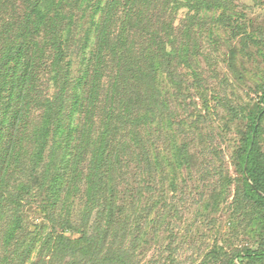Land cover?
I'll use <instances>...</instances> for the list:
<instances>
[{
    "label": "trees",
    "instance_id": "16d2710c",
    "mask_svg": "<svg viewBox=\"0 0 264 264\" xmlns=\"http://www.w3.org/2000/svg\"><path fill=\"white\" fill-rule=\"evenodd\" d=\"M65 3L37 0L9 25L14 30L0 46V264H140L137 250H146L150 233L140 219L154 232L161 225L168 230L177 210L161 208L164 213L152 220L156 203L146 213L136 202L121 200L116 181L124 156L117 148L130 144L115 145L113 128L149 124L155 117L152 100L167 73L164 61L173 67L179 56L189 64L200 51V35L217 30L207 27L221 22L248 32L229 13L231 0H74L68 13ZM184 8L186 22L175 29ZM76 9L89 19L83 37L75 33L83 27L72 13ZM75 59L81 64L77 77ZM42 75L48 83L41 85ZM50 85L58 89L55 94L48 92ZM104 114L107 125L97 129ZM263 117L262 106L248 116L250 127L236 152L237 215L258 214L257 223L241 230L255 242L221 258L224 264H264ZM146 157L150 175L166 164L175 174L194 162L186 145L175 146L164 161ZM171 187L177 189L174 181ZM32 205L40 211L34 219L24 211ZM166 249L172 252L173 246ZM211 256L219 259V251Z\"/></svg>",
    "mask_w": 264,
    "mask_h": 264
},
{
    "label": "rangeland",
    "instance_id": "374dc122",
    "mask_svg": "<svg viewBox=\"0 0 264 264\" xmlns=\"http://www.w3.org/2000/svg\"><path fill=\"white\" fill-rule=\"evenodd\" d=\"M35 2L37 0L4 1L0 14V46L14 30L9 25L18 23L16 18L29 12ZM65 5L63 9L68 13L74 9V0H67ZM76 10L72 13L81 19L83 27L76 26L75 33L83 37L89 19L83 11ZM188 11L184 8L179 12L173 24L175 29L186 22ZM229 13L237 14L235 19L249 36L233 30L228 23L207 27L217 30L213 35L209 31L200 35V51L191 57L194 60L190 59L189 64L179 56L173 67L164 61L163 68L167 73L158 83L159 92L155 96L159 99L152 100L155 117L149 124H142L139 129L137 125L122 124L113 128L110 140H114L115 145L130 144L128 149L123 145L117 148L124 156L121 160L123 168L117 172V176L121 173L122 177L116 181L121 200L129 201V204L136 202L137 209H146V213L150 211V205L156 203L158 209L151 213L152 220H156L158 211L159 215L164 213L159 210L161 208L175 207L177 210L171 213V229L168 230L161 225L154 232L144 220L137 222L150 232L145 237L149 240V244L143 246L146 250H137L140 264H168V260L172 264H224L221 258L227 259L255 242L251 236L242 235L241 230L245 228L243 226L257 223L258 214L237 215L239 201L235 193L241 174L236 152L250 127L248 116L259 106L264 107V0H231ZM170 49L169 43L168 51ZM74 64L73 76L77 77L81 70L80 59H75ZM39 78L41 85L48 83L45 75ZM40 84H37L38 88H41ZM52 87L50 85L48 92L55 94L58 89ZM37 115L34 110L32 118L36 120ZM106 116L104 114L98 120L97 129L107 125ZM260 132L264 150V117ZM177 145L188 147L194 160L191 169L183 168L173 174L166 164L164 171L156 168L150 175L146 155L149 154L152 160L157 157L164 161L171 157ZM139 162L143 165L140 170ZM173 181L176 190L171 187ZM163 192L164 200L161 198ZM252 210L249 207L246 212ZM24 211L31 219L40 214L35 205ZM131 216L135 218L134 212ZM30 228L37 230L35 224H30ZM131 237L126 238V247H129ZM170 245L172 252L166 249ZM216 249L219 259L211 256ZM235 262L238 263V259Z\"/></svg>",
    "mask_w": 264,
    "mask_h": 264
}]
</instances>
